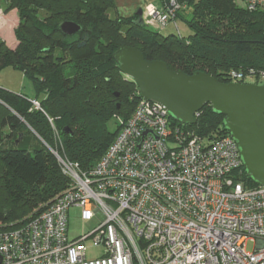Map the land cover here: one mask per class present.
<instances>
[{"label":"trees","instance_id":"1","mask_svg":"<svg viewBox=\"0 0 264 264\" xmlns=\"http://www.w3.org/2000/svg\"><path fill=\"white\" fill-rule=\"evenodd\" d=\"M8 1V10H19V44L11 48L0 37V69L22 71L37 96L0 87V229L25 223L67 187L68 177L45 146L55 147L52 126L59 133V153L88 170L118 134V123L111 130L109 122L133 113L142 97L114 59L119 47H135L147 60L164 61L171 70L202 71L220 82H232V71H264V10L249 11L239 0H178L183 7L173 20L191 28L188 36L163 35L146 23L139 25L137 14L112 17L114 0ZM161 2L166 8L169 0ZM67 19L81 30L72 36L62 33L59 26ZM183 126L203 137L230 135L224 115L210 105L195 125ZM4 128L10 130L6 135ZM239 176L249 187L260 186L244 166Z\"/></svg>","mask_w":264,"mask_h":264},{"label":"built area","instance_id":"2","mask_svg":"<svg viewBox=\"0 0 264 264\" xmlns=\"http://www.w3.org/2000/svg\"><path fill=\"white\" fill-rule=\"evenodd\" d=\"M242 2L264 10V0ZM182 7L178 0L166 6L169 14ZM147 17L162 27L169 21L154 5ZM230 77L264 82V71ZM115 119V140L88 170L51 148L68 185L25 223L0 229V264H264V185L240 179L244 165L231 135L199 136L145 98L129 118ZM72 207L81 208L83 220L98 218L74 239ZM88 241L102 248L100 256H88Z\"/></svg>","mask_w":264,"mask_h":264},{"label":"water","instance_id":"3","mask_svg":"<svg viewBox=\"0 0 264 264\" xmlns=\"http://www.w3.org/2000/svg\"><path fill=\"white\" fill-rule=\"evenodd\" d=\"M135 22L144 25L142 9ZM59 28L72 36L81 25L66 20ZM113 56L121 73L137 85L139 95L164 105L175 121L196 124L195 114L206 105L223 114L224 125L237 143L248 175L264 185V85L220 82L202 71H174L164 61L147 60L132 46L119 47Z\"/></svg>","mask_w":264,"mask_h":264},{"label":"rangeland","instance_id":"4","mask_svg":"<svg viewBox=\"0 0 264 264\" xmlns=\"http://www.w3.org/2000/svg\"><path fill=\"white\" fill-rule=\"evenodd\" d=\"M114 2L116 5V10L110 8L112 17H115L117 13H120L123 16H131L138 13V11L142 9L144 22L148 24L153 30L161 32L163 35H174L180 33L185 36H188L192 32L189 26L179 21L175 23V21L173 20L178 10L172 14H169L168 9L165 8L164 4H162L163 5L162 9L158 6L160 3H162L161 0H114ZM8 3H9L8 0H0V37L11 48L12 46L16 48L19 44V40L17 39L16 36V29L18 28L20 23V14L17 8L8 10V5H9ZM238 3L239 5L244 7L242 0H239ZM150 5H154L157 8V10H160L162 12V14L169 15V21L165 27H162L157 23H152V24L148 23L149 18L147 17V13ZM247 83H255L259 85L264 84V82L257 83V81L254 79H249ZM0 87L16 94H20V93L27 94L31 98L32 97L35 98L37 96V92L32 81L29 78H27L22 71L15 69L13 67H5L0 69ZM129 95H131V93ZM136 104L134 107H136ZM23 122L26 124L27 128L31 131V133L34 136L39 135L34 129H32L30 125L26 123V121L23 120ZM117 126H118L117 121L116 119L113 118L109 122V127L111 130H115ZM52 129H53L52 135L55 139V147H50L47 144L45 146H47L50 150L51 148L57 150L59 149V147L57 146L59 143H56L57 140L59 139V137L57 136L58 130L53 126ZM9 132L10 130L8 128H4L2 130L3 135H6V133ZM64 190L65 189L59 192L53 199L47 202V204L52 202ZM45 205L46 203L45 204L43 203L39 207H43ZM97 225H98V218H95L91 221L83 220L81 216V208L72 207L69 210L68 226H69V236L71 239L77 238L81 235L91 232ZM87 246H88V256L90 258L95 257L97 255L98 256L101 255L102 248L94 247L91 241L87 242ZM245 249L248 252H253L255 250V243L253 241H247V243L245 244Z\"/></svg>","mask_w":264,"mask_h":264},{"label":"crops","instance_id":"5","mask_svg":"<svg viewBox=\"0 0 264 264\" xmlns=\"http://www.w3.org/2000/svg\"><path fill=\"white\" fill-rule=\"evenodd\" d=\"M158 6H159L161 9H162V7H163L162 3H160ZM12 48H15V47L12 46Z\"/></svg>","mask_w":264,"mask_h":264},{"label":"bare ground","instance_id":"6","mask_svg":"<svg viewBox=\"0 0 264 264\" xmlns=\"http://www.w3.org/2000/svg\"><path fill=\"white\" fill-rule=\"evenodd\" d=\"M137 14V16H138V13H136Z\"/></svg>","mask_w":264,"mask_h":264}]
</instances>
